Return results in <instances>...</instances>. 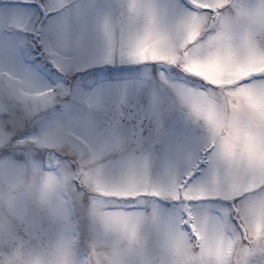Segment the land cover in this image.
Masks as SVG:
<instances>
[{
  "label": "snow or ice",
  "instance_id": "obj_1",
  "mask_svg": "<svg viewBox=\"0 0 264 264\" xmlns=\"http://www.w3.org/2000/svg\"><path fill=\"white\" fill-rule=\"evenodd\" d=\"M40 8L0 9L64 77L7 76L0 264H264V0ZM89 65L114 67L65 83Z\"/></svg>",
  "mask_w": 264,
  "mask_h": 264
},
{
  "label": "rangeland",
  "instance_id": "obj_2",
  "mask_svg": "<svg viewBox=\"0 0 264 264\" xmlns=\"http://www.w3.org/2000/svg\"><path fill=\"white\" fill-rule=\"evenodd\" d=\"M21 2H31L38 8H40V4L42 3H48L52 4L55 3V0H20ZM4 8H16L21 10L22 12L26 13L25 17L23 19L25 22L27 21V18L30 12V9L32 8L27 3H17L13 2V0H0V9ZM52 11V12H51ZM56 9H50L47 12L46 18L42 19L41 15H39L38 12L33 11L32 15L34 17L32 18V23L34 25H39L40 22L43 21L45 24L48 23V18L52 17L54 18V13ZM2 22V21H0ZM20 29H12V30H0V101H2L6 94V87H7V76L12 74H19L24 72L27 69H32L38 75L42 78V81L47 84H52L58 79H64L55 71L54 68L49 66L48 70L41 71L38 69V66L36 64L37 61L30 62L29 60V53L25 50L24 45L27 44H33L34 42L31 40L30 35L33 34V37L37 40L38 37L34 34L32 31H24L20 33ZM35 40V42H36ZM22 46V51H21ZM41 56V53H37ZM47 61V60H45ZM114 66L110 65H89L84 68H80L78 70L73 71L70 74L71 77V83L76 84L83 82L87 84L88 81L95 80L98 81L102 70L113 68ZM120 69H129V68H140L139 65H125V66H116ZM125 73L121 72L120 75L123 76ZM74 78V79H72ZM109 81H113L114 77H108ZM37 84L40 82L37 81ZM157 87L161 90L164 89V86L157 81ZM67 103L70 105V110L75 112L79 109V101L77 99H73L71 97L65 98L60 103H57L56 105L49 107V108H43L39 112L35 113L34 115L37 118L38 122L43 123H50L54 121L58 115L64 111L63 105ZM81 126L83 125V122H80ZM130 130V128H129ZM103 243V242H101Z\"/></svg>",
  "mask_w": 264,
  "mask_h": 264
}]
</instances>
